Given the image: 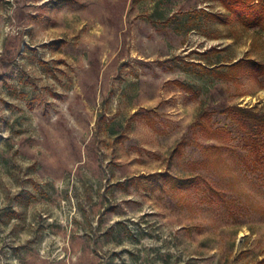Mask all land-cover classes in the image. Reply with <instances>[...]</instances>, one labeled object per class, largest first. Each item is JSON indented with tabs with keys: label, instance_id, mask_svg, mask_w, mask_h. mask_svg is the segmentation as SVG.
Masks as SVG:
<instances>
[{
	"label": "rangeland",
	"instance_id": "374dc122",
	"mask_svg": "<svg viewBox=\"0 0 264 264\" xmlns=\"http://www.w3.org/2000/svg\"><path fill=\"white\" fill-rule=\"evenodd\" d=\"M256 4L0 0V264H264Z\"/></svg>",
	"mask_w": 264,
	"mask_h": 264
},
{
	"label": "trees",
	"instance_id": "16d2710c",
	"mask_svg": "<svg viewBox=\"0 0 264 264\" xmlns=\"http://www.w3.org/2000/svg\"><path fill=\"white\" fill-rule=\"evenodd\" d=\"M223 6L229 16L234 17L241 25L251 27L256 22V0H222ZM211 17H216L212 15ZM217 19V17H216ZM214 68L212 71L216 72ZM257 72L264 73V66L252 59H241L233 64L225 65L224 70H220L219 74L226 79L234 80L244 73ZM229 113L234 117V121L242 132V139L251 150L257 153L255 162L264 161V112H253L239 107H232ZM207 114H201V117H206ZM185 142L181 141L176 151L184 147ZM262 159V160H261ZM157 178H165L170 181L173 177L168 174H156Z\"/></svg>",
	"mask_w": 264,
	"mask_h": 264
}]
</instances>
